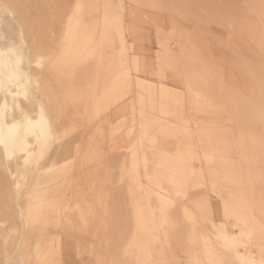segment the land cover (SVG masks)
Instances as JSON below:
<instances>
[{
    "label": "rangeland",
    "instance_id": "374dc122",
    "mask_svg": "<svg viewBox=\"0 0 264 264\" xmlns=\"http://www.w3.org/2000/svg\"><path fill=\"white\" fill-rule=\"evenodd\" d=\"M10 1L62 117L0 154V264H264V0Z\"/></svg>",
    "mask_w": 264,
    "mask_h": 264
},
{
    "label": "bare ground",
    "instance_id": "6f19581e",
    "mask_svg": "<svg viewBox=\"0 0 264 264\" xmlns=\"http://www.w3.org/2000/svg\"><path fill=\"white\" fill-rule=\"evenodd\" d=\"M14 1L13 2L10 1V2L14 3ZM75 3H77V2H75ZM8 5H9V0H0V154L6 155L7 158H10V157H14V155H16V154L22 153L21 158L26 160L27 158L29 159L32 156H35V154L37 152H39L40 150H42V148L48 142L51 143L50 138L51 139L53 138L54 140L57 139L58 135H57V137L55 136V138H54L53 134H54V130L57 128V125L60 123L58 121V117H60L61 115H58L59 112H57L58 114L53 113L54 115L51 116L49 112H51L52 110L54 111V108L56 107V105L53 106L54 108L51 107L52 109L49 111L43 103L45 100V92L42 93V90H40V89H42V84H41V88L37 87L38 86L37 84H38V82H41L42 80L45 81V79L47 80L49 78L47 76L46 70L45 71L41 70L42 72L36 71L34 69L35 68L34 65H33L34 68H32V63H33V61L35 62V60L33 58L35 55L32 54L31 51L29 52V46L30 45L27 44L28 39L27 40L25 39L26 35L24 37V32H25L24 28L21 29V28H19L20 27L19 26L18 28L14 29L16 31L19 39L16 36L17 39L14 38L13 40H14V42L17 40V43L16 42L14 43L13 40L10 39L9 35H8V37H5V33H4V30L2 29V27H4V26L8 27L9 24L11 22H13L14 20L20 19L19 15H17V17H18L17 19L15 18V15L11 9L12 7L10 8ZM68 7H69V5H68ZM75 8H77V7L73 6V8L72 7L67 8V13H68V15H71L70 17H72L74 15ZM86 12L88 13V11H86ZM21 13H22V11H21ZM23 15L25 16L27 14H23ZM86 17L88 18V16H86ZM18 21L19 22L16 23L17 26L21 20H18ZM15 22H17V21H15ZM19 25H21V23ZM7 32H9V31H7ZM25 34H26V32H25ZM36 45H37V43H36ZM34 46H35V44H34ZM32 47L33 46H31V48ZM34 50H35L34 51L35 54H37V52H39V51L36 52V50H38V49L34 48ZM52 50H54L53 47H52ZM55 50H56V47H55ZM42 51H45V50H42ZM29 53L32 56H30ZM53 53H54V51H53ZM50 54H52V53H50ZM31 57L33 58V60L31 59ZM38 68H40V67H38ZM43 73H44V75H43ZM50 81L51 80H49V82ZM55 81H56V78H55ZM44 85L47 86L45 84V82H44ZM49 85L51 86L50 83H49ZM50 86H49V89H50ZM47 89H48V87H45V91L50 92V90H47ZM52 89H53V87H52ZM51 92H54V91H51ZM36 93H38V94H36ZM69 93H71V92H69ZM52 94H54V93H52ZM49 95L50 94H48V96ZM23 97H26L28 99L27 103L23 102ZM46 98L48 99L49 97H46ZM72 98H73V96H72ZM54 100H56V99H54ZM57 101H58V99H57ZM71 102L74 103L75 101H71ZM11 104L14 107V109L15 108L17 109V110L15 109V112L16 111L17 112L16 113L13 112L12 115L7 114V111H6V109L11 108ZM13 104H15V106ZM48 105H51V104H48ZM71 107H72V105L69 107V109ZM59 111H60V109H59ZM72 112L73 111H71V113ZM55 133L57 134V132H55ZM55 142H57V141L55 140ZM49 146H51V145L49 144ZM45 149H46V147H45ZM44 153H45V151H44ZM42 155H40V157H42ZM42 158H44V156ZM45 159L46 158H44V160ZM41 161H42V159H41ZM45 163H47V162H45ZM42 164H44L43 161H42ZM48 165H49V163H48ZM2 179H3V176L0 173V184L2 182ZM224 184H225V182H224ZM1 204H2V201L0 199V206H1Z\"/></svg>",
    "mask_w": 264,
    "mask_h": 264
}]
</instances>
